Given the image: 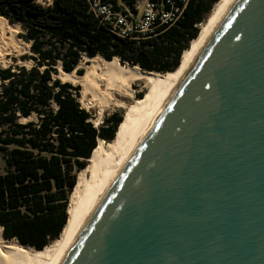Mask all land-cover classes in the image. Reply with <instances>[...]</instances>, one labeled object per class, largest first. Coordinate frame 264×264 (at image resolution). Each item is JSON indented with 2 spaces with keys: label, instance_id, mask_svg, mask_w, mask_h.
Returning <instances> with one entry per match:
<instances>
[{
  "label": "water",
  "instance_id": "water-1",
  "mask_svg": "<svg viewBox=\"0 0 264 264\" xmlns=\"http://www.w3.org/2000/svg\"><path fill=\"white\" fill-rule=\"evenodd\" d=\"M61 264H264V0L234 3Z\"/></svg>",
  "mask_w": 264,
  "mask_h": 264
},
{
  "label": "trees",
  "instance_id": "trees-1",
  "mask_svg": "<svg viewBox=\"0 0 264 264\" xmlns=\"http://www.w3.org/2000/svg\"><path fill=\"white\" fill-rule=\"evenodd\" d=\"M218 1L188 0L174 25L137 43L112 35L85 0H54L48 8L36 0H0V18L21 26L19 37L30 44L34 62L30 69H0V229L5 240L41 251L58 239L76 175L98 141L114 139L122 121L113 115L95 128L78 103V88L54 79V67L60 63L71 73L82 56H100L143 72L170 74ZM31 116L36 121L19 122Z\"/></svg>",
  "mask_w": 264,
  "mask_h": 264
},
{
  "label": "bare ground",
  "instance_id": "bare-ground-1",
  "mask_svg": "<svg viewBox=\"0 0 264 264\" xmlns=\"http://www.w3.org/2000/svg\"><path fill=\"white\" fill-rule=\"evenodd\" d=\"M237 0H219L211 8L195 41L191 42L178 67L170 74L143 72L139 67L121 65L119 59L88 58L81 76L60 71L58 77L81 87L87 106L102 109L122 108L123 118L114 139L98 145L78 173L67 206V221L58 239L41 251L5 240L0 229V264H61L93 212L128 163L142 139L162 112L178 84ZM17 28L0 18V64L23 45ZM143 96L138 99L134 85ZM116 95L130 102L117 100ZM86 106V108H87Z\"/></svg>",
  "mask_w": 264,
  "mask_h": 264
},
{
  "label": "built area",
  "instance_id": "built-area-1",
  "mask_svg": "<svg viewBox=\"0 0 264 264\" xmlns=\"http://www.w3.org/2000/svg\"><path fill=\"white\" fill-rule=\"evenodd\" d=\"M89 12L115 37L137 43L174 25L188 0H85ZM54 0H36L44 8ZM200 25V24H199Z\"/></svg>",
  "mask_w": 264,
  "mask_h": 264
},
{
  "label": "rangeland",
  "instance_id": "rangeland-1",
  "mask_svg": "<svg viewBox=\"0 0 264 264\" xmlns=\"http://www.w3.org/2000/svg\"><path fill=\"white\" fill-rule=\"evenodd\" d=\"M208 14L205 16V20H206ZM203 23H201V24H203ZM11 25L16 26V28H17V35H16L17 40H19L21 42V44L23 45L24 48L21 49L19 51V53L8 55L7 58H6V64H0V69H6V68H9V67L14 68L16 66L25 67L26 69H30L34 65L33 60L30 58L31 56H33V53L30 51V44L26 43L23 39H21L19 37V35L24 34V31L21 28V26L18 25V24H11ZM197 26L200 29V25L198 24ZM98 57H100V56H98ZM88 64H89V61L87 60V57L86 56H82L81 62L74 69L73 73L76 76L79 77V75L76 72L77 71H82V74H83L84 71H85L84 65H88ZM125 64H127V63H124L122 65L125 66ZM54 68L56 70V73L53 75L54 79L59 80L61 83H68V84L72 85L73 87H77L78 88V95H79L78 96V103H79L80 107L83 110H85L86 112L91 114L90 122L93 124V126L95 128L100 127L103 124V122L105 121V119H107L109 117H112L113 115L114 116L115 115H120L123 118L124 110L122 108L111 107V108H108V109H102L101 110L102 112H100V110L97 107H89V106H87V101H84L81 98V87L79 85H77V84H74V83L70 82V81H63L61 78L58 77V74L60 73V71H63L62 68H61V64L60 63H58ZM0 84H1V82H0ZM133 87H134L135 92H136V97H139V96L142 97L143 96V91H140V86L135 84ZM116 98H117V100H121L123 102H127V103L130 102L127 99H122V98L118 97L117 95H116ZM86 106H87V108H86ZM30 121H36V117L35 116H31L29 118H21V119H19V122L22 123V124L30 122ZM117 131H118V129H117ZM3 167H4L3 161L0 159V172H3ZM77 175H76V178H77ZM68 202H69V197H68ZM67 206H68V204H67ZM66 214H67V208H66Z\"/></svg>",
  "mask_w": 264,
  "mask_h": 264
}]
</instances>
